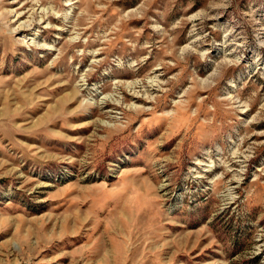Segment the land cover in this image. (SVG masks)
Listing matches in <instances>:
<instances>
[{
  "label": "rangeland",
  "instance_id": "374dc122",
  "mask_svg": "<svg viewBox=\"0 0 264 264\" xmlns=\"http://www.w3.org/2000/svg\"><path fill=\"white\" fill-rule=\"evenodd\" d=\"M0 264H264V0H0Z\"/></svg>",
  "mask_w": 264,
  "mask_h": 264
},
{
  "label": "bare ground",
  "instance_id": "6f19581e",
  "mask_svg": "<svg viewBox=\"0 0 264 264\" xmlns=\"http://www.w3.org/2000/svg\"><path fill=\"white\" fill-rule=\"evenodd\" d=\"M23 25H24V24H23ZM21 26H22V25H21ZM22 27H24V28H25L26 26H22ZM27 27H28V26H27ZM28 28H29V27H28ZM208 172H209V171H208ZM199 178H201V177H199Z\"/></svg>",
  "mask_w": 264,
  "mask_h": 264
}]
</instances>
